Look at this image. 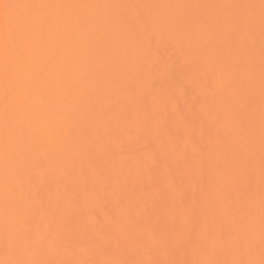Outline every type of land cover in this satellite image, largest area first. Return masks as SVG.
Wrapping results in <instances>:
<instances>
[{"label": "snow or ice", "instance_id": "snow-or-ice-1", "mask_svg": "<svg viewBox=\"0 0 264 264\" xmlns=\"http://www.w3.org/2000/svg\"><path fill=\"white\" fill-rule=\"evenodd\" d=\"M257 7L258 105L254 48L241 46L237 39L243 31L254 41ZM165 9L187 11L183 15L160 11ZM194 9L201 14L192 16ZM117 10L125 11L117 15ZM127 10H133L137 26L122 32ZM103 31L109 32L119 53L108 70L132 83L164 33L181 51L191 50L185 57L183 78L175 79L169 91L149 100L148 94L138 99L130 89L129 101L138 109L136 123H131L133 116L128 113H121V119L129 121L130 143H143L145 131L163 136L161 154L175 153L184 175L196 180L198 194L187 202L182 197L170 215L152 222L142 213L138 181L131 175L145 161L128 156L117 166L128 173L123 186L112 185L113 169L103 173V187L116 211L65 237L58 219L67 217L91 194L88 174L77 154L91 161L97 146L107 154L106 139L121 142V136L108 128H85L78 118L83 98L93 87L97 99L91 111L107 115L99 99L98 72L85 67L75 47L78 36ZM217 32L228 38L226 48L205 38V34L214 38ZM190 89L198 91L203 101L187 112L182 106L171 111L169 106ZM237 105L251 117L238 130ZM176 120L183 121L182 129L176 127ZM78 164L81 185L66 187L61 196L42 195L34 183L49 169L71 175ZM225 220L230 225L227 230ZM89 227L93 229L90 238ZM165 240L173 253L182 248L186 258H160L159 245ZM97 255L104 258H94ZM0 264H264V0L259 5L0 0Z\"/></svg>", "mask_w": 264, "mask_h": 264}, {"label": "bare ground", "instance_id": "bare-ground-1", "mask_svg": "<svg viewBox=\"0 0 264 264\" xmlns=\"http://www.w3.org/2000/svg\"><path fill=\"white\" fill-rule=\"evenodd\" d=\"M45 2H62V3H113V4H255L259 5V0H45ZM125 10H117V15L124 13ZM164 13L183 15L187 10L173 9L160 10ZM201 14V10H191L192 16ZM255 39L249 41L247 34L241 31L237 37L241 46H252L257 63V79H256V98L257 105L259 104V76L258 66L260 60V24H259V8L255 9ZM136 20L133 10H127L126 21L120 25V30L127 31L135 28ZM164 39L160 43L158 49L154 52L151 60L147 65H141L138 69L139 76L134 83L125 81L122 77H118L109 71V66L119 59L117 46L111 42L108 31L95 32L89 35L87 32L82 36L77 37L75 43L76 54L86 68H91L98 72L97 83L100 87L99 99L103 102L107 115L101 113H92L91 103H95L96 89L90 88L88 94L84 96L81 105V111L78 118L84 123V127H101L108 128L110 132L121 136L120 143H113L111 138L106 139L109 145L107 154L99 150L94 159L89 161L77 154V160L83 161L84 172L88 174V189L91 193L86 199L81 201L78 208L69 210L67 217L59 218L58 225L61 234L65 237L76 233L86 225H91L99 217L100 219L109 218L116 209L114 208L111 195L105 191L102 181L103 173L108 169H113L114 172L110 177L113 186L119 182L123 186L124 178L128 175L126 170L117 168L121 159L131 156L133 159H143L144 167L136 169L131 175L134 181H138L137 198L142 203V213L154 223L161 222L166 214H171L172 211L181 204L182 197L184 202L188 198H195L198 194L197 182L194 178L190 179L184 175V167L177 162L175 153L169 152L167 156L161 154V144L164 137L157 134L154 130L149 134L145 131L146 139L143 143H130L127 133V118L121 119V113H128L133 116L131 123H136L135 116L138 113L129 101V90L132 89L138 99H142L148 94L149 100L162 92H167L170 85L175 79H182V68L185 62V57L191 55L190 49L181 51L175 42L168 41V34H163ZM205 38L213 40L221 46L227 47L229 40L222 36L219 32L213 38L209 34H205ZM154 65V66H153ZM203 101L198 91L189 90L187 95H180L176 104L170 105L169 108L173 112H177L182 106L187 112V109L192 105ZM109 117L111 119L109 120ZM237 130L243 127L244 124L251 119L242 105H237L234 113ZM176 127L182 129L183 121L176 120ZM141 130L138 128V131ZM255 131L257 143L255 146L256 152V190L259 191V109L255 114ZM235 134V132H234ZM199 135L193 134V139ZM207 131L203 133V139L206 140ZM91 139V137H88ZM193 140H190L187 147L188 151H192ZM147 145L148 147H145ZM220 149L213 156L216 160L219 158ZM97 174L93 178V171ZM82 176L79 174V164L77 171L71 175H66L63 170L49 169L40 177L34 178V183L40 188L41 194L52 193L54 197L61 196L65 188L74 185L80 186ZM95 184V191H92V186ZM148 186L151 190L145 191ZM163 189L162 192L157 191L156 187ZM258 198V195H257ZM223 227L227 230L230 225L227 220L224 221ZM93 234V229L88 228L87 237L90 238ZM160 258H175L184 259L186 254L182 248H178L174 253L169 248L167 241L161 242L159 245ZM94 258H104L102 255H97Z\"/></svg>", "mask_w": 264, "mask_h": 264}]
</instances>
